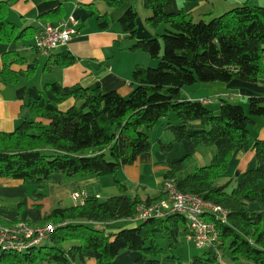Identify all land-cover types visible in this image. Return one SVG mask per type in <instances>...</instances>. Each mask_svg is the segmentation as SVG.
<instances>
[{
  "label": "trees",
  "instance_id": "trees-1",
  "mask_svg": "<svg viewBox=\"0 0 264 264\" xmlns=\"http://www.w3.org/2000/svg\"><path fill=\"white\" fill-rule=\"evenodd\" d=\"M60 1L58 8L41 14L39 19L49 22L62 16V4L71 0ZM105 1L116 7L123 4V0ZM143 1L152 11L148 24L155 28L162 25L163 33L138 37V14L132 7L122 15L120 23L133 40L130 49L146 52L158 60V66L138 64L127 96L116 90L105 92L95 85L47 83L29 104L33 116L11 133L0 132V178L20 179L34 186L37 193L38 187L43 188L56 173L86 178L116 176L120 168L150 151V131L176 116L180 123H168L174 141L186 140L190 150L184 158L169 162L164 180L174 178L181 191L228 211L226 222L208 216L219 232L215 246H221L235 260L264 264V215L250 207L251 203L264 202V139L255 141L257 167L245 172L242 183L230 192L217 183L229 169L233 154L250 143L254 118L264 116V96L249 97L248 108L242 102L222 98L216 114L207 103L187 99L183 94L185 87L198 83H264V6H252L245 0L218 16L195 21L183 9L167 12L166 0ZM10 2L0 0V43L4 45L31 38L35 29L21 28L10 18ZM99 22L102 28L109 24L104 16H99ZM55 50L49 53L45 65L48 69L77 61L71 52L53 53ZM4 59L0 77L14 84L25 73L15 72L11 66L16 62L24 64L25 59L16 52H7ZM36 66L30 64L29 72ZM69 99L75 102L66 108L60 106ZM167 146L172 147V143ZM201 146L215 147L212 162L185 175ZM119 185L123 191L119 195L105 200L87 196L83 204L53 209L41 224L24 221L35 226L52 225L55 230L41 245L24 252L0 248V264H84L89 258L109 264L127 251L139 256L122 264H183L178 259L165 263L159 258L166 249L158 238L167 237L170 246L179 242L190 228L186 217L175 213L134 222L132 218L140 204L161 200L166 194L143 200L139 195L126 194V187ZM129 220L134 226L115 225ZM19 222L22 221L0 224ZM113 228L118 231L111 232ZM208 249L194 257L192 264L218 263Z\"/></svg>",
  "mask_w": 264,
  "mask_h": 264
},
{
  "label": "crops",
  "instance_id": "crops-1",
  "mask_svg": "<svg viewBox=\"0 0 264 264\" xmlns=\"http://www.w3.org/2000/svg\"><path fill=\"white\" fill-rule=\"evenodd\" d=\"M244 1L166 0L165 9L170 13L183 9L194 20L196 18L208 20ZM248 2L252 6H264V0H248ZM61 3L60 0H11L10 2V18L21 28L33 26L35 29L32 31L33 36L31 35V38L29 37L23 42L10 45L0 43V72L4 68V54L7 52H16L25 59L24 64L16 62L11 66L15 72L25 73L20 76L18 82L7 84L0 77V132L11 133L24 119L33 116L29 104L31 100L39 97L47 83L59 82L63 86L95 85L101 87L105 92L116 90L127 96L132 91L131 81L135 67L138 64H151V57L146 52L130 49L133 40L129 38L120 23L122 15L132 7L138 14V37L151 38L160 34L163 31V26L155 28L148 24V18L152 15V11L145 6L143 0H123V4L118 7L109 5L105 0H71L62 4L64 14L50 22L59 23L74 15L80 21L79 33L72 38L69 44L59 47L53 53L69 51L76 56L77 61L67 67L48 69L45 65L51 53L45 55L35 47V35L40 24L44 22L39 19V16L58 8ZM99 16H104L109 21L106 28L100 26ZM34 63L37 64L36 70L29 72L30 67L28 66ZM203 84H197L192 91L186 90L184 96L187 99L197 100L217 96L220 103L211 102L212 100L207 103L208 106L212 104V109L215 112L219 111L222 98L232 102L237 100L242 102L251 96H264V83L233 80L228 83ZM205 87L210 91L208 94L210 96L203 95L202 91ZM199 93L202 95H196ZM74 102V99L66 101L69 105ZM242 104L248 108L247 102L245 104L242 102ZM179 121L176 119L173 124H178ZM169 131L171 132L169 124L163 125V129L155 133L156 139L152 141L150 151L139 156L135 163L120 168L116 176L86 178L68 177L56 173L51 176L43 188L38 187L37 193H35L34 186L28 185L20 179L0 178V221L11 224L17 221L41 224L53 209L76 205L72 198L74 191L82 190L88 196L92 195L100 200H105L123 192L119 183L126 187V194L139 195L143 200L156 199L164 193V174L168 169L169 162L184 158L190 150L186 140L174 141L173 133H169ZM258 139H264V116L254 118V122L250 126V143L233 154L229 169L217 182L220 186L226 187L227 190L234 188L244 181V174L247 170L257 167L254 143ZM170 143H172V147L167 146ZM204 149L201 146L191 159H197L196 167L208 165L214 158L215 154L212 149L208 152H204ZM187 170H190V166ZM190 172L192 170L188 173ZM41 193L44 194L38 195ZM250 207L264 215V202L251 203ZM118 224L124 225V227L132 225L130 220L115 223V225ZM110 231L116 232L118 229L113 228ZM182 238L191 241L188 239L187 233ZM208 251L218 258V264H251L244 259H233L221 246H214ZM138 256L137 252L127 251L109 264L127 263L135 260ZM75 264L80 263L75 262ZM84 264H99V262L94 258H89Z\"/></svg>",
  "mask_w": 264,
  "mask_h": 264
},
{
  "label": "built area",
  "instance_id": "built-area-1",
  "mask_svg": "<svg viewBox=\"0 0 264 264\" xmlns=\"http://www.w3.org/2000/svg\"><path fill=\"white\" fill-rule=\"evenodd\" d=\"M80 21L74 15L59 23L42 22L35 35V47L41 53L49 54L58 47L69 44L79 33ZM208 103L211 99H203ZM166 197L150 204L142 203L137 214L132 218L134 222L149 219H160L170 214H182L189 222L188 239L197 248L215 246L219 239V232L208 216L226 222L228 211L221 205L205 201L202 197L181 191L174 178L163 182ZM88 195L82 191H74L72 198L76 204H83ZM55 230L54 226H35L24 221L8 226L0 224V248L5 251L24 252L33 246L42 244Z\"/></svg>",
  "mask_w": 264,
  "mask_h": 264
},
{
  "label": "rangeland",
  "instance_id": "rangeland-1",
  "mask_svg": "<svg viewBox=\"0 0 264 264\" xmlns=\"http://www.w3.org/2000/svg\"><path fill=\"white\" fill-rule=\"evenodd\" d=\"M199 19L196 18L195 21H199ZM163 32H164V30L161 31L160 33H163ZM157 66H158V60L152 59V58H151V64L150 65H147V64L145 65V67H157ZM198 84L204 85L203 83H198ZM196 85L197 84H195L194 86H196ZM194 86H187V87H185V90H183V94L185 95L186 90L187 91H192L193 88H194ZM206 88L207 87L203 88L202 93H203V95L210 96V95H208L210 93V91L209 90H206ZM196 95H202V94L199 93V94H196ZM210 99L212 100L211 102H215L216 101V102H219L220 103V100H219V98L217 96H211ZM238 102L240 103L241 101H238ZM242 102L245 104L246 103V99L245 100H242ZM68 105H69V103L67 104L66 102H64L60 106H64L66 108ZM209 108L212 109V104H209ZM220 108H221V105H220ZM216 111H218V110H216ZM219 112H220V109H219L218 112H215V113L218 114ZM176 119L178 120V118L176 116H171L170 117V120H167V121L164 120L162 123H160L157 126H155L150 131V136H151L152 141H155V139H156L155 133H158L159 131H161L163 129V125L165 126L168 123H170L171 121H172L171 123H175L176 122ZM169 133H171V132L169 131ZM162 134L165 135V133H162ZM167 142H169V141H167ZM203 148H205L204 149V152H208L210 149H212L215 152V147H213V146H203ZM214 152H213V154H215ZM195 161H197L196 158H194L193 160H191L190 163H189L190 170H192V172L196 168ZM190 170H186V172L184 174L185 175L188 174V172ZM232 190H233V188H228V191L229 192L232 191ZM37 226H42V225H37ZM130 226H134L133 223ZM184 235L185 234H182L181 235V239H180L179 242H177L176 244H173L171 246H170L171 241L167 237L165 238V236H161L160 238H158V243L161 244L162 246H164L165 249H166L165 252L161 253L160 256H159V258L163 262H165V263H168L169 261H173L174 262V261H176L175 259H178L183 264H192L194 257L202 256L204 254V252L206 251L205 248L204 249H199V248H197L195 246V243L194 242H192V241H186V239L184 240V238H182V237H184ZM176 262H178V261H176ZM198 264H200V263H198ZM215 264H218V263H215Z\"/></svg>",
  "mask_w": 264,
  "mask_h": 264
}]
</instances>
